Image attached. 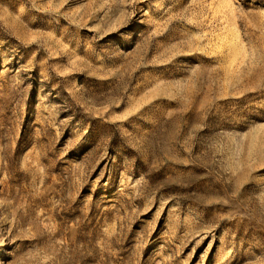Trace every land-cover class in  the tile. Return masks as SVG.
I'll return each mask as SVG.
<instances>
[{"label":"rangeland","instance_id":"obj_1","mask_svg":"<svg viewBox=\"0 0 264 264\" xmlns=\"http://www.w3.org/2000/svg\"><path fill=\"white\" fill-rule=\"evenodd\" d=\"M0 264H264V0H0Z\"/></svg>","mask_w":264,"mask_h":264}]
</instances>
